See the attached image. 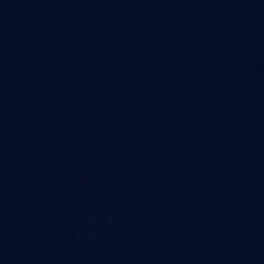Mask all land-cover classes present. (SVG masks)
<instances>
[{
  "label": "water",
  "instance_id": "water-1",
  "mask_svg": "<svg viewBox=\"0 0 264 264\" xmlns=\"http://www.w3.org/2000/svg\"><path fill=\"white\" fill-rule=\"evenodd\" d=\"M0 264H264V0H0Z\"/></svg>",
  "mask_w": 264,
  "mask_h": 264
}]
</instances>
